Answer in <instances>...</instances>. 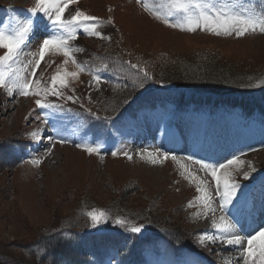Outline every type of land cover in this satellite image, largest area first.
<instances>
[{"label": "rangeland", "instance_id": "1", "mask_svg": "<svg viewBox=\"0 0 264 264\" xmlns=\"http://www.w3.org/2000/svg\"><path fill=\"white\" fill-rule=\"evenodd\" d=\"M214 3H235L237 11L255 9L260 13L264 10L262 0H214ZM170 4L171 0H76L65 9L62 19L70 20L77 12L95 17L96 21L86 23H96V31L101 36L85 33L83 25L76 27L75 38L68 41V57L50 46L40 65L36 66L43 41L67 33L60 29L44 30L50 27L51 20L43 13L33 15L30 12L36 0H0V29L11 30L29 19L33 21L31 31L17 50L19 52L30 44L21 64L17 65V56H14L12 61L0 65L6 82L0 87V258L4 261L0 264L17 263L18 260L23 261L21 264H32L31 259L41 255L45 261L37 263V259L33 264H49L58 247L64 255L54 259L61 264H94L104 255L108 256L101 264H127L130 255L138 250L139 242L148 236L159 238L156 248L164 246L161 236L166 238L170 247L165 249L164 256L179 254L185 247L209 250L208 245L199 242L205 236L196 232L200 226L212 225L210 219L214 218L205 208L209 195L215 196L216 182L209 172L202 170L193 159H187L190 156L185 153H173L165 159L163 154L166 152H159L158 147H145L148 151H142L136 158L132 154V159H128L123 155L128 151L127 147L121 144L119 137L130 139L131 127L129 124L116 126L113 131L117 141L110 142L109 120L117 118L118 112L125 108L124 104L135 95L129 96L123 87L126 83H135L129 78L138 76L141 70L151 77L146 79L143 73L137 80L141 89L134 92L140 91L141 97L152 92L164 96L167 91L174 92L172 100L176 96L186 97V90H176L172 84L153 77L152 64L156 59H164L161 56L188 58L195 53L207 52L215 57L214 63L228 68L227 71H248L247 75H235L229 82H220L216 87L224 85L247 92L264 91V70L256 74L258 67H264V32L260 31L259 25L255 31L250 29L242 36L215 35L200 28L181 30L164 22ZM167 19L175 21L176 16ZM33 31H38L39 40H30ZM5 51L0 48V56ZM102 52L106 61L97 58ZM120 56L129 65H136V70H126ZM73 58L77 63H73ZM162 62L164 65V60ZM17 71L21 78L32 81L28 96L20 95V90L15 88L9 95L7 81ZM58 72L62 75L78 73L76 77L65 76L66 86H55L63 97L45 95L43 91L39 95L31 94L37 87L42 90L52 86V77ZM94 75L100 76L99 83L92 79ZM16 93L18 96L13 95ZM68 96L75 102L66 99ZM259 97L264 102V92ZM38 99L62 105V108L41 109L35 103ZM168 105L167 110H174L173 104L168 102ZM149 110L141 113L150 115ZM74 121H79L90 131H82L80 125L79 132L71 130L69 124ZM121 121L126 122L123 118ZM48 130L57 136L45 145L38 141V134ZM33 132L38 139L33 138ZM248 133L253 136L251 149L230 153V157L235 155L244 162L227 169L231 172L230 179L240 185L234 203L227 206L230 212L247 186L245 182L264 171V136L255 134L254 130ZM140 138L145 137L141 134ZM61 139L67 142L59 143ZM145 140L151 142L148 137ZM76 144L98 145L99 152L90 154ZM27 146L29 148L24 151ZM112 152L117 155L113 156ZM149 153L159 162L151 163ZM34 160L40 162L36 164ZM224 171L221 169L218 175ZM244 172L250 173L248 179H244ZM198 187L202 191H197ZM218 200L216 197L210 201L213 207L218 206ZM93 211L105 214L103 222L95 227L88 216ZM117 218L129 222L127 227L118 226ZM133 225H143L141 232L128 231ZM39 237L52 238L50 252L43 244L32 245ZM25 244L27 248L20 250L19 246ZM92 244H95V251L91 250ZM150 244L149 247L155 248L153 243ZM66 250L69 255L65 254ZM213 250L212 255L224 252L216 250V246ZM147 251L143 252L144 262L141 260L137 264H163L161 261L155 263L152 256L148 261L150 254ZM191 255L187 253L180 258L179 264H187ZM257 259L253 264H258L259 256ZM200 260L202 264H225L218 259L216 263ZM136 261L138 259L130 260L129 264ZM168 264L175 263L168 261Z\"/></svg>", "mask_w": 264, "mask_h": 264}, {"label": "snow or ice", "instance_id": "2", "mask_svg": "<svg viewBox=\"0 0 264 264\" xmlns=\"http://www.w3.org/2000/svg\"><path fill=\"white\" fill-rule=\"evenodd\" d=\"M76 0H36L35 7L30 9L33 15L38 13H43L47 16L52 23L54 28H59L67 35H53L48 39H45L40 45L39 55L40 59L35 61L36 66L40 65L41 59L46 54L47 49L51 46L63 52L64 56L68 57L70 55V50L68 47V41L75 38L76 27L83 25V31L89 35H95L97 37L101 36L99 31H96V23H86L91 21H96L97 18L87 16L81 12H77L75 15L71 16L70 20H63L62 16L65 9L69 4L75 3ZM141 2V0H138ZM62 5V6H61ZM262 5H264V0H262ZM236 5L233 4H216L214 0H171V4L165 14L164 22L171 27H179L181 30L195 31L197 28L201 30H207L215 35H232L242 36L246 34L250 29L255 31L257 26H260V31L264 32V10L257 13L255 9H240L235 10ZM54 9V11H53ZM179 14V15H177ZM176 16L175 21H170L167 17ZM159 18V17H158ZM75 26V27H74ZM33 27V21L31 19L25 21L22 25H17V27L11 30L0 29V48L6 49L4 55L0 56V65H3L6 61H12L14 56H18V48L20 44L24 43V40L28 33ZM79 51V49H77ZM73 63H77L73 58ZM106 67V66H105ZM136 68V65H132ZM83 70V69H81ZM33 74L35 73V68H33ZM78 73H64L63 75L59 72L52 77V86L40 89L37 87L34 93L39 95L41 91L45 95H53L58 97H63V93L55 87L57 84L60 86H66L65 76L76 77ZM144 76L146 79H151L148 73L145 72ZM92 79L96 82H100V76L94 75ZM5 74L0 71V87L5 86ZM39 85V81L36 82ZM7 87L9 95L12 94V89H19V94L23 96H28L30 94V89L32 87V81L25 78H21L20 72L17 71L12 79L7 81ZM68 100H73L71 96L66 97ZM36 105L41 109H57L62 108V105H54L50 102H42L41 100L35 101ZM95 116V113H91ZM99 119V117H97ZM33 138L38 139L36 133L31 134ZM51 141L52 138L49 137ZM59 143H65L64 139L58 141ZM76 147L84 148L88 153L99 152V146H87L83 144H76ZM113 156H116V152H112ZM123 155L127 156L128 159H132L127 152ZM168 153H164L165 159L168 158ZM150 162L156 164L159 162L158 159L153 158L151 153H149ZM172 159H175L173 156ZM187 159H191L188 157ZM40 161L34 160L33 163L38 164ZM195 163L201 166L202 170H207L211 177L215 180V196L209 195L208 199L205 200V208L207 211H211L214 214L212 220V227L217 230L219 235H208L206 238L212 243L222 242L226 245L231 246H241L245 239L247 240V247L244 248V264H253L254 256H259L258 264H264V228H261L256 235H249L247 237L238 234L237 221L229 219L227 216L223 215L226 212L227 206L233 204L238 193L237 189L240 185L235 181L231 180V172L227 171L229 166L243 164L244 162L240 160L237 156H233L228 159L226 163L218 164H208L203 161L197 160ZM221 169H225L222 175H218ZM254 172L255 169L253 168ZM250 173L244 172V179H248ZM203 183V182H201ZM197 191H202L201 188H197ZM218 197V206L213 207L210 201L215 200ZM199 199V198H198ZM191 204V202H190ZM219 211L221 215L218 220L215 218V213ZM89 218L92 221V226H96L103 222L105 214L103 212L96 213L95 211L88 213ZM115 223L120 227H127L129 222L117 218ZM143 225L131 226L128 231L132 233L141 232ZM205 237L200 238V243H204ZM259 242V243H258Z\"/></svg>", "mask_w": 264, "mask_h": 264}, {"label": "trees", "instance_id": "3", "mask_svg": "<svg viewBox=\"0 0 264 264\" xmlns=\"http://www.w3.org/2000/svg\"><path fill=\"white\" fill-rule=\"evenodd\" d=\"M168 56L169 55H167L166 57L161 56L164 59H156L154 64H152V66L154 67L153 69L154 75L153 74L152 75L158 81H163L167 84H172L173 88L176 90L187 91V93L184 94L186 95V97H180L176 99L180 104H183V102L187 103L189 100L202 102L203 97H209L210 99L213 98L215 103L220 101L221 98L232 99V100L234 99L235 101L239 102L245 109L249 108V104H250L249 95L253 94L255 91L247 92V91H242L237 87L232 88L230 86H224V85H222V87H216L220 82L221 83H225L226 81L229 82V80H231L232 77H234L235 75H240V76L247 75L248 71L244 70L240 73L237 72L238 74L235 72L232 73V71L230 70L227 71L228 68H224L223 66L219 65V63L218 64L214 63L216 61L215 57L210 56L207 52L206 53L204 52V54L195 53L188 58L168 57ZM120 57H121L120 61L124 64L126 70L128 71L136 70V68H133L131 65L128 64V61L125 58H123L122 56ZM97 58L98 59L102 58L103 61H106L104 52H102V55L98 54ZM161 60H164L165 63L164 65L163 62L161 63ZM107 62L109 63V60H107ZM218 67L220 68V70ZM257 69H258V73L256 74L259 75L260 74L259 72L263 71L264 67H258ZM191 70H193V72H191ZM143 73L144 71L141 70V74H139L136 77L133 76L129 78L135 83L133 84L126 83L124 85L123 90L124 89L127 90L125 93H127L129 96L130 94L135 93V95L133 94L134 96L124 104L125 107L129 104L130 101L138 100L141 97L140 91L139 92H134V91L141 89L137 86V84L139 83V81L137 82V80H140L142 78ZM153 93L154 92H152L150 95H154ZM172 93L174 92H170V91L166 92V94H171V96L173 95ZM122 107L123 105L120 108ZM51 240L52 238L42 237L38 239V241L32 243V245L37 244V246H39L43 244V248H45L47 252H50V245L52 244ZM19 248L20 250H24L25 248H27V245L25 244L23 246H19ZM67 251L68 250H66L65 254L69 255L70 253ZM54 254L55 255L52 256V258H50L49 264H55V262L57 264H61V262L60 263L57 262L58 261L57 258L54 259L57 256L60 257L61 255H64V253L61 250V247L55 249ZM37 259L38 261H36ZM34 261H36L37 263L38 262L43 263V261H45V258L43 255H41L36 259L35 258L31 259L30 263L33 264ZM0 262L4 263V261L1 258H0ZM22 262H23L22 260H18L17 263H12V264H21Z\"/></svg>", "mask_w": 264, "mask_h": 264}, {"label": "bare ground", "instance_id": "4", "mask_svg": "<svg viewBox=\"0 0 264 264\" xmlns=\"http://www.w3.org/2000/svg\"><path fill=\"white\" fill-rule=\"evenodd\" d=\"M203 136H204V137H207L206 134H204ZM216 244L218 245V242H216ZM219 248L222 249L221 246H219ZM225 248H226V249H229L230 246H226ZM232 248H233V247H232ZM217 249H218V248H217ZM242 258H243V257L238 256V257H236V258L228 257L227 259L230 260V261L233 260V259H234V261H238V260H240V259H242ZM254 258H255V257H254ZM232 263H234V262H232ZM237 263H239V262H237Z\"/></svg>", "mask_w": 264, "mask_h": 264}]
</instances>
